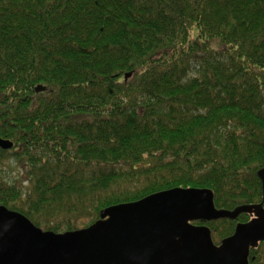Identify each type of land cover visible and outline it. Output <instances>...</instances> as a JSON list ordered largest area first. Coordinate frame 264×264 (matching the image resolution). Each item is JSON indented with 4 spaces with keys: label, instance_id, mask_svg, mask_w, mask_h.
Here are the masks:
<instances>
[{
    "label": "trees",
    "instance_id": "obj_1",
    "mask_svg": "<svg viewBox=\"0 0 264 264\" xmlns=\"http://www.w3.org/2000/svg\"><path fill=\"white\" fill-rule=\"evenodd\" d=\"M0 139V206L54 234L175 188L262 203L264 0H0Z\"/></svg>",
    "mask_w": 264,
    "mask_h": 264
},
{
    "label": "water",
    "instance_id": "obj_2",
    "mask_svg": "<svg viewBox=\"0 0 264 264\" xmlns=\"http://www.w3.org/2000/svg\"><path fill=\"white\" fill-rule=\"evenodd\" d=\"M12 147L0 139L1 150ZM257 177L264 203V168ZM262 203L217 210L210 190L172 189L110 207L88 228L63 234L42 231L0 206V264H248L249 250L264 242ZM242 213L254 218L238 224L219 246L206 226L191 224L234 220Z\"/></svg>",
    "mask_w": 264,
    "mask_h": 264
},
{
    "label": "rangeland",
    "instance_id": "obj_3",
    "mask_svg": "<svg viewBox=\"0 0 264 264\" xmlns=\"http://www.w3.org/2000/svg\"><path fill=\"white\" fill-rule=\"evenodd\" d=\"M14 170H16V167H14ZM5 171H7V170H5ZM10 171L8 170V172H7V174H8V176H12V175H14V173H15V171H13L12 173H9ZM216 240V239H215Z\"/></svg>",
    "mask_w": 264,
    "mask_h": 264
},
{
    "label": "flooded vegetation",
    "instance_id": "obj_4",
    "mask_svg": "<svg viewBox=\"0 0 264 264\" xmlns=\"http://www.w3.org/2000/svg\"><path fill=\"white\" fill-rule=\"evenodd\" d=\"M262 207H263V204H262ZM263 208H264V207H263ZM250 215H251V214H250ZM253 218H254V216L252 215V218H251L250 220H252ZM250 220H249V221H250ZM249 221H248V222H249Z\"/></svg>",
    "mask_w": 264,
    "mask_h": 264
},
{
    "label": "bare ground",
    "instance_id": "obj_5",
    "mask_svg": "<svg viewBox=\"0 0 264 264\" xmlns=\"http://www.w3.org/2000/svg\"><path fill=\"white\" fill-rule=\"evenodd\" d=\"M175 189H177V188H175ZM214 199V198H213ZM129 204H131V203H129ZM213 204H214V200H213ZM248 264H249V262H248Z\"/></svg>",
    "mask_w": 264,
    "mask_h": 264
}]
</instances>
